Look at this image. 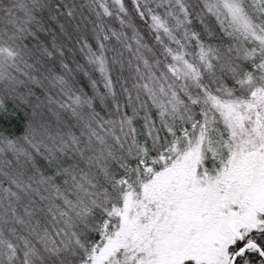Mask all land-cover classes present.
I'll use <instances>...</instances> for the list:
<instances>
[{
	"label": "snow or ice",
	"instance_id": "snow-or-ice-1",
	"mask_svg": "<svg viewBox=\"0 0 264 264\" xmlns=\"http://www.w3.org/2000/svg\"><path fill=\"white\" fill-rule=\"evenodd\" d=\"M0 264H264V0H0Z\"/></svg>",
	"mask_w": 264,
	"mask_h": 264
}]
</instances>
